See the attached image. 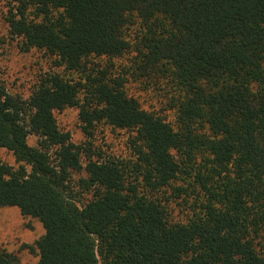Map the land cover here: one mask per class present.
<instances>
[{
	"label": "trees",
	"instance_id": "trees-1",
	"mask_svg": "<svg viewBox=\"0 0 264 264\" xmlns=\"http://www.w3.org/2000/svg\"><path fill=\"white\" fill-rule=\"evenodd\" d=\"M15 2L11 33L58 69L28 96L0 78V208L42 224L36 264H264V0ZM68 108L89 137L130 132L131 157L75 143Z\"/></svg>",
	"mask_w": 264,
	"mask_h": 264
},
{
	"label": "rangeland",
	"instance_id": "rangeland-1",
	"mask_svg": "<svg viewBox=\"0 0 264 264\" xmlns=\"http://www.w3.org/2000/svg\"><path fill=\"white\" fill-rule=\"evenodd\" d=\"M15 6V0H0V78L11 91L28 96L31 86L41 73L58 69L54 67L53 59L43 51H26L23 40L11 33L9 18L15 11ZM115 62L119 70L124 64L130 63L127 59H117ZM128 90L139 98L146 109L160 110L165 107L167 96L158 86L151 84L149 86L143 80H132ZM171 116L172 114H168V118ZM56 117L60 128L69 132L75 143L90 142L94 151L101 152L106 157H131L130 132L101 123L94 128L92 136L89 137L82 129L78 109H65L57 112ZM28 142L31 146L37 145V139L33 136ZM0 158L8 164L16 165L13 154L5 149H0ZM44 233V228L38 220L23 217L18 208H0V249L15 254L22 264H36L39 261L37 251L32 250L31 246Z\"/></svg>",
	"mask_w": 264,
	"mask_h": 264
}]
</instances>
